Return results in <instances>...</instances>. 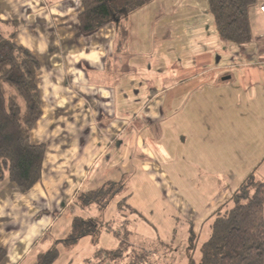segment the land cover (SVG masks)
I'll list each match as a JSON object with an SVG mask.
<instances>
[{
	"label": "crops",
	"instance_id": "crops-1",
	"mask_svg": "<svg viewBox=\"0 0 264 264\" xmlns=\"http://www.w3.org/2000/svg\"><path fill=\"white\" fill-rule=\"evenodd\" d=\"M263 3L239 46L220 37L209 0H152L129 16L120 52L116 23L81 32V0H0V24L14 22L41 63L31 142L46 144L29 192L0 181L1 264L33 263L59 221L88 213L77 197L111 181L124 184L112 221H145L173 198L195 211L185 221L205 241L239 185L264 180ZM204 192L203 203L191 196Z\"/></svg>",
	"mask_w": 264,
	"mask_h": 264
},
{
	"label": "trees",
	"instance_id": "trees-1",
	"mask_svg": "<svg viewBox=\"0 0 264 264\" xmlns=\"http://www.w3.org/2000/svg\"><path fill=\"white\" fill-rule=\"evenodd\" d=\"M151 1L81 0L80 30L91 34L116 23V51H125L129 41V16ZM256 3L257 0H209V9L223 40L239 46L252 42L251 7ZM14 25V22L0 24V181L8 178L27 193L41 180L46 153V144L31 142V131L43 115L37 82L41 63L28 48L17 44ZM123 188L122 182L111 181L80 194L77 200L83 206L94 202L103 206ZM123 201L120 208L125 206ZM88 222L75 221L71 237L55 239L50 247L37 253L32 264H54L60 256L61 242L92 233L94 229ZM209 227V236L200 247V259H192L191 264H264V180L251 173L229 201L213 214ZM107 230L122 235L110 225ZM129 234L127 230L124 232L118 248L100 249L95 256L108 262L123 258L130 245ZM192 236L197 238L195 232ZM5 257L6 251L0 245V264Z\"/></svg>",
	"mask_w": 264,
	"mask_h": 264
},
{
	"label": "rangeland",
	"instance_id": "rangeland-1",
	"mask_svg": "<svg viewBox=\"0 0 264 264\" xmlns=\"http://www.w3.org/2000/svg\"><path fill=\"white\" fill-rule=\"evenodd\" d=\"M253 7L258 9V4L251 7V13ZM254 24L256 23L253 22V26ZM190 188L191 186L188 189ZM191 196H196L197 202L203 203L207 194L204 192ZM116 197L118 198L119 195ZM115 198L103 206L92 203L86 207L88 209L86 215L72 216L70 221L66 222L67 224H64V221L58 222L55 228L58 232H55L51 245L57 238L71 237L74 233L75 221H89V226L94 230L74 241L61 242L60 256L54 264H191L192 259H200V247L204 237H193L194 227L185 221L195 211L180 208L173 198L169 201L165 197V204L159 203L156 210L143 211L141 215L145 221H129L128 223L112 221L109 215L115 214L116 206L113 202ZM123 209L125 210L124 207ZM91 218L97 221L92 223L89 220ZM108 225L122 235L117 236L113 232H108L106 230ZM128 229L133 231L129 235L130 245L123 258L108 262L106 258L95 256L100 249L118 248L120 240L124 238V232Z\"/></svg>",
	"mask_w": 264,
	"mask_h": 264
},
{
	"label": "built area",
	"instance_id": "built-area-1",
	"mask_svg": "<svg viewBox=\"0 0 264 264\" xmlns=\"http://www.w3.org/2000/svg\"><path fill=\"white\" fill-rule=\"evenodd\" d=\"M260 12L264 15V3L260 5Z\"/></svg>",
	"mask_w": 264,
	"mask_h": 264
}]
</instances>
